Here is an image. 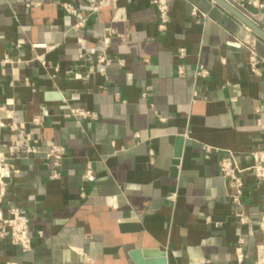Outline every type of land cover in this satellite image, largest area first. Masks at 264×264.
<instances>
[{
  "label": "crops",
  "instance_id": "0c3cea01",
  "mask_svg": "<svg viewBox=\"0 0 264 264\" xmlns=\"http://www.w3.org/2000/svg\"><path fill=\"white\" fill-rule=\"evenodd\" d=\"M260 3L246 17L264 31ZM158 25L152 0H0V161L17 171L0 173V211L20 208L31 238L25 253L0 243V264H136L137 250L166 264H264V182L241 174L236 205L218 170L225 153L246 169L264 148V40L213 0H170ZM74 107L95 120L65 117ZM22 138L65 148L58 179L42 154L12 152Z\"/></svg>",
  "mask_w": 264,
  "mask_h": 264
},
{
  "label": "built area",
  "instance_id": "2783aa9c",
  "mask_svg": "<svg viewBox=\"0 0 264 264\" xmlns=\"http://www.w3.org/2000/svg\"><path fill=\"white\" fill-rule=\"evenodd\" d=\"M169 1L170 0H152V5L156 9L159 18V30L164 31L166 28V24L169 20ZM62 9L69 15H76V10L74 7L68 3H63ZM101 3H94L92 5V11L97 12L100 10ZM254 7L259 8L261 7L260 0H243L238 5H235V8L240 11L243 15L247 16V8ZM197 11L196 9L192 10V15L196 16ZM83 25V21L77 24V27ZM106 38H104V44H108L109 36L114 34L111 29H105ZM231 46L239 48V44L232 43ZM185 50L180 48L177 50V56L179 58L184 57ZM250 68L253 73H256L255 69V55L252 54L250 56ZM9 62L8 59H3L0 61V64H5ZM111 61L106 58L105 56H99L97 58V64L101 66V75L104 74V69L110 65ZM121 64V62L119 61ZM178 75H184L183 67L179 66L177 68ZM208 73L206 71L197 70L194 73V77H205ZM145 96V94H143ZM196 93L194 92L192 98L196 97ZM67 118H75L78 120H95L96 115L91 113L83 108L74 107L69 110V112L65 115ZM32 123L35 127H39L41 125L40 117H35L32 120ZM258 131L262 135L264 139V123L262 120L257 119L256 121ZM12 152L14 153H25L29 155H38L42 154L43 159L49 164L51 167V174L49 179L56 180L60 176V169L62 167V161L65 156V148L61 145L55 144H48L42 148V145L36 140H29L27 138H22L16 142H14L13 146L11 147ZM212 149L205 148L206 153L211 152ZM249 157L252 161L250 167L246 169H240L238 162L232 153H225L222 155L218 162V170L220 174L230 181L234 188V193L231 195V200L234 204L240 205L241 203V195H242V180L240 175L243 173H249L257 182L262 183L264 182V148L260 150L252 151L249 154ZM0 173H16L17 171L13 169L12 165L4 164V161H0ZM94 171L92 165L87 163L85 165V170L83 174V180L86 183H92L94 181ZM4 189L0 190V202L1 197L3 196ZM80 196L82 198L85 197V193L81 191ZM240 224H244L247 220L243 217H239ZM256 225L259 231L264 234V195L262 198V210L261 216L256 221ZM29 221L28 218L22 213L20 208L16 206H10L7 209L6 214L0 211V243L3 241H8L13 247L19 249L21 252H29L31 250V238L28 231ZM238 259H241V249H237Z\"/></svg>",
  "mask_w": 264,
  "mask_h": 264
},
{
  "label": "water",
  "instance_id": "95a60500",
  "mask_svg": "<svg viewBox=\"0 0 264 264\" xmlns=\"http://www.w3.org/2000/svg\"><path fill=\"white\" fill-rule=\"evenodd\" d=\"M220 7L226 10L228 13L233 15L241 23H243L248 29H250L255 35L264 40V31H262L258 26L251 22L246 16H244L240 11H238L233 5L225 2L224 0H213ZM182 147V138L178 139V145L174 154V161L172 163V172L176 174V166L178 165V159L180 158ZM131 257L136 264H166V258L163 252L159 250H137L131 253Z\"/></svg>",
  "mask_w": 264,
  "mask_h": 264
}]
</instances>
